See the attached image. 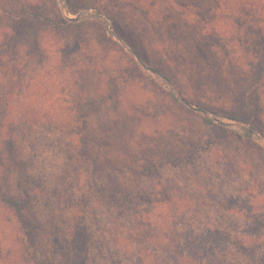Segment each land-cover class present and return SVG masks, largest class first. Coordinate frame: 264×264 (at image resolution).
<instances>
[{
  "label": "rangeland",
  "instance_id": "374dc122",
  "mask_svg": "<svg viewBox=\"0 0 264 264\" xmlns=\"http://www.w3.org/2000/svg\"><path fill=\"white\" fill-rule=\"evenodd\" d=\"M95 1L74 0L79 10L73 14L66 0H0V25L11 41L12 30L26 32L17 12L22 6L40 8L51 18L76 19L67 28L58 21L56 33H43L39 55L31 43L21 42L6 56L9 110L16 118L23 109L40 111L25 123L5 122L4 136L0 132V142L15 132L10 147L0 146V168L8 169L4 190L27 185L36 194L31 192L25 209L33 217L32 245L14 214L0 207V264H24L28 252L36 264H69L62 237L75 232L86 236L87 264H112L101 259L109 248L102 233L114 232L110 221L132 226L142 215H160L164 223L152 224L149 232L228 234L230 264H264L263 18L242 27L181 7L175 12L173 0H141L142 12L119 10V27L100 7H83ZM252 1L257 6L248 7L250 16H263L264 0ZM224 24L241 36L242 46L233 42L225 52L196 49L205 31L211 34ZM18 34L14 45L22 39ZM17 56L26 67L19 84L13 70ZM256 64L261 69L253 70ZM118 67L124 72L120 77ZM195 99L208 110L193 105ZM63 107L75 110L59 113V119L86 122V136L94 140L87 150L75 134L51 123ZM120 188H127L126 195ZM128 208L136 211L129 216L133 224ZM6 237L18 239L12 250L5 248Z\"/></svg>",
  "mask_w": 264,
  "mask_h": 264
},
{
  "label": "trees",
  "instance_id": "16d2710c",
  "mask_svg": "<svg viewBox=\"0 0 264 264\" xmlns=\"http://www.w3.org/2000/svg\"><path fill=\"white\" fill-rule=\"evenodd\" d=\"M138 1L141 0H97L95 2H89L83 7H100L99 9L101 10V12L105 14L109 20H111L113 25L115 22V25L120 27L121 17L119 10L124 9L126 6L128 8L130 7L133 12H142V6ZM173 2L174 3H171L170 6L171 9L175 10V12L176 10H178V7H181L187 11L193 10L194 14L202 16V18H206V20H210V16H217L221 19V21L225 20L228 23L232 22L240 24L242 27L243 23L249 24L252 21L257 20L258 18H260V21L261 18H263L264 26L263 5L261 6V9H263V16H260L258 13L252 14L250 16V9L248 7L257 6V3L253 2L252 0H173ZM66 5L68 7L67 11L70 13L75 14L79 10V8L77 9V6L75 5L74 0H66ZM3 7L4 5H2V9ZM30 7L31 8L22 6L17 11L20 20H24L27 24V27L26 32L22 31L21 28L17 30V32L12 30L13 35L15 36L12 41L10 38L11 36L9 37V31H7L6 26L0 25V132L2 134L4 133L3 127L5 122L12 125V123L15 122L14 119H16L21 120L22 122L24 121L25 123L31 120L30 115L32 112L36 113L37 111H40L39 109H23L20 110L23 111V114L19 111L18 113H20V116L16 118L17 115H14L12 113V110H9V99L11 100L12 92L7 91L5 86V69L8 66V64H6V56L8 51L11 50L13 46L14 49L20 45H23L21 44V42H23L24 44L31 43L32 53L39 55V49L41 47L39 39L43 33H56L57 26L58 28L60 25V28H67L74 24L76 21V19L64 18L63 16H55L54 18H51L47 16L40 8H34L32 6ZM242 14L245 15L246 19L241 16ZM0 17H2L1 12ZM251 17L252 19H250ZM143 19H145L146 23L150 27H152L153 23H149L145 16H143ZM58 21L60 22V25ZM184 21L187 20L184 18ZM229 28L230 27L228 24H224V26H220L219 29L216 28L215 31L211 34L205 31L203 37H201L203 38L202 46H198L196 44V49H203V51L206 50L211 52L210 50H212L214 47H217L221 48L222 51L225 52L227 50L228 44H231L233 42H238L239 46H242L243 42L241 40V36L237 37L235 36V34L232 35V32H230ZM184 29L189 30V26H185ZM17 34L19 35V37H22V39H18L16 41V45H14L13 41L17 39ZM119 35L125 41L129 40L125 39L123 34V36L121 35V33ZM131 48L133 52H135V54L139 56L140 59H143L140 52L137 51L136 48ZM17 58L18 60H16L15 64L16 67L13 70L16 74L14 76L18 79L17 84H19L21 81V75L24 71H26V67L22 65V59L20 60V57L18 56ZM171 59L173 60L172 57ZM243 59V61L247 65L249 63V66H254L253 63H251V61L246 57ZM143 63H145L149 68L158 73V70L152 64L147 63L144 59ZM133 67L137 68V66ZM255 68L259 70L261 69V66L256 64L253 70H255ZM115 71L118 77H120L121 73L124 75V72H122L119 67L116 68ZM255 73H258V71ZM30 77L29 78L31 80L36 81V77L39 76L35 74ZM110 83L114 84L115 79L110 78ZM35 85L36 83L34 84V87ZM83 90H81V93ZM21 92V89H19L16 95L21 94ZM199 100L200 99L192 100L191 103L196 107L208 110V108H205L201 105ZM71 110H75L74 107L72 109L67 107L58 108V113H55L54 115L56 121H53L51 123L56 126V129L60 132L68 131L69 134H75L78 137V146H80L82 150H87L90 143L94 142V140H90V138L86 136V122L83 121L82 123L75 125V121L73 122V124H70L69 118H58L59 113L68 115L72 113ZM227 117L234 120L240 119V117L237 115H230ZM13 133H11V135L6 134V137L4 138L6 140H2L0 142V146H4V148L10 147V145L15 140V138H13ZM0 139H3V137ZM1 166L3 165L0 163V167ZM6 172H8V169L2 170L0 168V207H3L5 210L10 211L14 214L16 222L19 225V229L21 230L20 233L22 234V237L26 239V243L32 245L35 238V232H33V221L31 219L33 217L27 211L25 212V209L27 207L26 201L30 199V197H33L35 193L33 189L27 187V185H24L25 188L21 189L20 191L18 190L15 192H10L8 190H4V183L8 178ZM26 179H28V177ZM21 182H23V180ZM120 190L126 195L124 191L127 190V188H120ZM31 192H33V195L31 194ZM164 200L165 199H163L162 201ZM128 209L131 210V213L127 216L128 223L133 224V221L130 220L129 216L135 217L136 211L132 210V208ZM122 215H124V213H122ZM160 218V215H142L141 219L134 222L132 226L120 225L116 224V222L114 221H110V223L115 226V230L114 232L102 233L104 242L109 244L107 252L102 255V261L106 263L111 262L112 264H230L227 258L229 257V255H231L232 247L227 244H231L232 241L230 240L231 237L228 236V234L219 235L217 232H174L173 236H171L167 233L160 234V232H149L152 224H164L163 222H159ZM64 236L62 237V240L66 241L67 244V246L65 247L64 255L67 257L69 264H87L89 256H84L85 254H89V250L85 246L87 243L86 236L84 234H78L76 232L69 233L67 238L65 233ZM3 241L5 243V248H8V250H12V248H15L18 239H11L10 237H6ZM244 244L245 243H241L239 248L244 249ZM61 249H63L62 246ZM113 257H115L116 259H114ZM24 259L26 260L24 261V264H36L33 253L31 254L28 252L27 256H25ZM95 259L96 258H93L94 261Z\"/></svg>",
  "mask_w": 264,
  "mask_h": 264
},
{
  "label": "water",
  "instance_id": "95a60500",
  "mask_svg": "<svg viewBox=\"0 0 264 264\" xmlns=\"http://www.w3.org/2000/svg\"><path fill=\"white\" fill-rule=\"evenodd\" d=\"M184 103H186V104H187V102H186V101H184ZM197 110H200V109H197Z\"/></svg>",
  "mask_w": 264,
  "mask_h": 264
}]
</instances>
